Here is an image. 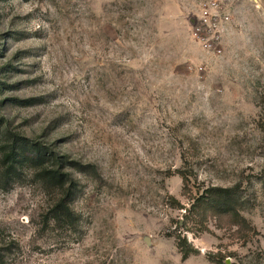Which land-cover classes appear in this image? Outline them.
I'll use <instances>...</instances> for the list:
<instances>
[{"label": "rangeland", "instance_id": "374dc122", "mask_svg": "<svg viewBox=\"0 0 264 264\" xmlns=\"http://www.w3.org/2000/svg\"><path fill=\"white\" fill-rule=\"evenodd\" d=\"M0 0V131L86 169L72 218L2 176L0 264H264V0ZM238 186L234 213L199 201Z\"/></svg>", "mask_w": 264, "mask_h": 264}, {"label": "trees", "instance_id": "16d2710c", "mask_svg": "<svg viewBox=\"0 0 264 264\" xmlns=\"http://www.w3.org/2000/svg\"><path fill=\"white\" fill-rule=\"evenodd\" d=\"M0 154L2 176L4 179H13L18 173V167L27 165L34 169L37 178L48 188L60 191L61 197L57 202L54 219H71V201L76 193L75 183L69 172L63 170L67 167L86 169L79 163L68 160V157L60 156L49 148L17 136L15 134L0 131ZM239 187L217 188L212 187L198 196V200L206 204H214L220 213H234L235 201L238 198Z\"/></svg>", "mask_w": 264, "mask_h": 264}, {"label": "built area", "instance_id": "2783aa9c", "mask_svg": "<svg viewBox=\"0 0 264 264\" xmlns=\"http://www.w3.org/2000/svg\"><path fill=\"white\" fill-rule=\"evenodd\" d=\"M196 15V39L206 50H218L231 21L229 12L216 0H203Z\"/></svg>", "mask_w": 264, "mask_h": 264}]
</instances>
